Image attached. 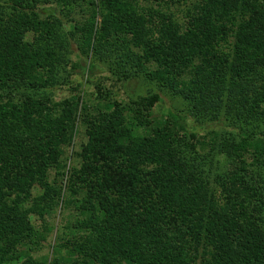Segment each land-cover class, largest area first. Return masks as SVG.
<instances>
[{
  "label": "trees",
  "instance_id": "16d2710c",
  "mask_svg": "<svg viewBox=\"0 0 264 264\" xmlns=\"http://www.w3.org/2000/svg\"><path fill=\"white\" fill-rule=\"evenodd\" d=\"M100 66L183 109L140 132L159 93ZM0 264H264V0H0Z\"/></svg>",
  "mask_w": 264,
  "mask_h": 264
},
{
  "label": "rangeland",
  "instance_id": "374dc122",
  "mask_svg": "<svg viewBox=\"0 0 264 264\" xmlns=\"http://www.w3.org/2000/svg\"><path fill=\"white\" fill-rule=\"evenodd\" d=\"M75 19H78V16H74ZM67 27V26H66ZM71 60L72 61H77L78 59V54H77V47L76 44L73 42L71 43ZM92 79L99 80L105 87L106 92L108 93L109 97L112 98L113 100L117 101L120 104L126 105V103L135 100L136 97L140 95H147L150 93H159L161 102L153 109V115L151 118L152 125L146 128L140 129V132H145L146 129L147 131L150 130V128L155 125L163 122V119L165 118L166 112L168 110H172L175 112H180V110L183 109L184 105L182 100L179 97L171 96L169 93L165 92H159L158 89L155 88L154 85H152L150 82H148L145 79L141 78H130L127 80H124L122 78H118L119 81H116L115 78H112L110 76L109 70L105 66H100L97 70H95V76H93ZM114 81H113V80ZM70 82V83H69ZM66 82L65 86L62 88L57 87L54 91V98L55 100L59 101L61 99H64L68 97L71 94V87H76L78 84H82L81 86V93L82 91L86 93V98L91 100V104L94 106L101 108V110L105 111L106 113L111 110V103L107 100H97L93 96L95 93L94 86L92 84H86L84 83L83 80H81L78 76L74 75L71 77L70 81ZM189 120V126L192 127L193 131L199 133V135H204L205 132L208 129L207 126L203 125L202 127L196 125L191 119ZM80 125H78L79 127ZM83 129V128H82ZM82 129L79 127L78 130H76V133L74 134V145L71 148H68L66 151V156L69 157V160L66 161L67 167L74 166L76 165L77 161L75 159V156L71 155L72 149L74 151H78V145L80 142H85L86 138L83 134ZM191 129V128H190ZM139 132V133H140ZM71 155V157H70ZM222 157H219L218 159L220 160V163H222V160L220 159ZM52 172H50V178H52ZM65 181H63V186H64ZM34 194H37L39 191L38 189L35 188L33 191ZM66 220L63 222L62 217L59 215V212L54 214L48 219V226L49 228H52V231L50 230L49 233L47 234V240L42 242V248L38 253L35 255H41V256H48L51 253L50 246L53 245L54 243V238H55V232L56 229H61V226H64L67 224V220H70L73 218V214L70 212L64 216ZM37 223V222H35ZM54 227V229H53ZM61 227V228H60ZM64 231V230H62Z\"/></svg>",
  "mask_w": 264,
  "mask_h": 264
}]
</instances>
